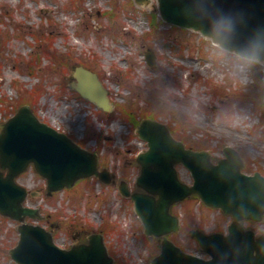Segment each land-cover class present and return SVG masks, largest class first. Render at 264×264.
Wrapping results in <instances>:
<instances>
[{
  "label": "rangeland",
  "instance_id": "obj_1",
  "mask_svg": "<svg viewBox=\"0 0 264 264\" xmlns=\"http://www.w3.org/2000/svg\"><path fill=\"white\" fill-rule=\"evenodd\" d=\"M156 12L157 0L148 8L134 0H0V117L31 105L43 121L97 151L102 167L132 190L139 189L137 154L147 149L130 120L135 113L170 123L188 147L210 150L215 159L230 145L247 158L245 171L264 175L263 66L166 23ZM149 49L156 55L153 67L146 60ZM78 65L99 74L113 112H103L71 87ZM37 86L41 92L35 96ZM179 171L183 180L193 181L183 165ZM18 180L38 192L26 204L41 209L40 223L53 228L58 243L71 246L74 235L102 230L114 264H151L160 252V241L144 235L134 204L120 194L118 183L108 186L93 177L48 195L45 179L33 167ZM172 211L181 217L182 229L170 238L201 256L206 254L189 231H227L232 221L199 198ZM18 225L0 215V264H17L10 249L18 243ZM246 225L264 231V222Z\"/></svg>",
  "mask_w": 264,
  "mask_h": 264
},
{
  "label": "water",
  "instance_id": "obj_2",
  "mask_svg": "<svg viewBox=\"0 0 264 264\" xmlns=\"http://www.w3.org/2000/svg\"><path fill=\"white\" fill-rule=\"evenodd\" d=\"M161 17L181 27L201 32L222 48L264 64V0H157ZM150 7L152 0H135ZM154 65L153 51L147 54ZM72 86L105 111L114 110L109 91L98 74L83 65L73 72ZM149 148L139 153L141 173L131 191L129 183H119L120 192L130 197L144 225L145 234L161 238V252L152 264H264V233L246 230L244 219L264 216V176L242 172L244 159L231 146L225 157L214 163L208 150L187 148L172 134L166 123L143 118L136 128ZM192 173V184L180 179L177 164ZM33 164L47 180L52 194L91 176L106 184L117 183L116 174L101 168L97 152L74 141L68 134L41 121L29 104L22 105L7 121L0 123V212L22 223L20 239L10 253L18 264H113L104 234L88 235L87 242L71 248L60 247L53 232L40 224L27 223L26 217L42 218L39 209L24 205L28 189L17 177ZM197 194L208 206L221 208L234 220L228 233L191 230L201 248L211 255L203 258L183 250L168 237L179 231L180 219L171 207ZM35 195V192L32 193Z\"/></svg>",
  "mask_w": 264,
  "mask_h": 264
},
{
  "label": "trees",
  "instance_id": "obj_3",
  "mask_svg": "<svg viewBox=\"0 0 264 264\" xmlns=\"http://www.w3.org/2000/svg\"><path fill=\"white\" fill-rule=\"evenodd\" d=\"M264 84V83H263ZM263 84H262V86H263ZM39 86H37L36 88H35V91H34V93H35V96L39 93V92H41L40 90H39ZM236 94L238 95V94H242L243 96L245 95V93H243L242 91H237L236 92ZM137 115V113H135L134 115H130V120L132 121V123L133 124H137L138 122H139V118H138V116H136ZM151 115V114H150ZM151 116H153V117H156V116H154V115H151Z\"/></svg>",
  "mask_w": 264,
  "mask_h": 264
},
{
  "label": "flooded vegetation",
  "instance_id": "obj_4",
  "mask_svg": "<svg viewBox=\"0 0 264 264\" xmlns=\"http://www.w3.org/2000/svg\"><path fill=\"white\" fill-rule=\"evenodd\" d=\"M249 222H251V221H249V220L245 221L246 224H249ZM82 239H83V237H82Z\"/></svg>",
  "mask_w": 264,
  "mask_h": 264
}]
</instances>
